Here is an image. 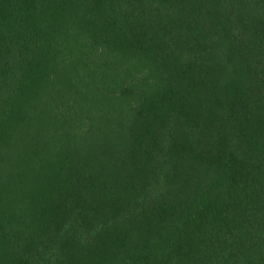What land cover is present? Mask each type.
Wrapping results in <instances>:
<instances>
[{"label": "trees", "instance_id": "16d2710c", "mask_svg": "<svg viewBox=\"0 0 264 264\" xmlns=\"http://www.w3.org/2000/svg\"><path fill=\"white\" fill-rule=\"evenodd\" d=\"M124 45L160 89L61 142L51 78ZM0 264H264V0H0Z\"/></svg>", "mask_w": 264, "mask_h": 264}, {"label": "rangeland", "instance_id": "374dc122", "mask_svg": "<svg viewBox=\"0 0 264 264\" xmlns=\"http://www.w3.org/2000/svg\"><path fill=\"white\" fill-rule=\"evenodd\" d=\"M125 46L113 51L110 63L107 49L89 46L86 57L76 63L75 74L66 70L63 78H51L55 87L50 94L58 103L64 101L62 109L68 111L55 128L61 142L74 140L87 152L100 153L97 143L105 141L106 130L109 135L119 130L122 136L124 129L133 126L141 89L144 94L160 89L164 70L159 61L147 56L151 47L141 53Z\"/></svg>", "mask_w": 264, "mask_h": 264}]
</instances>
